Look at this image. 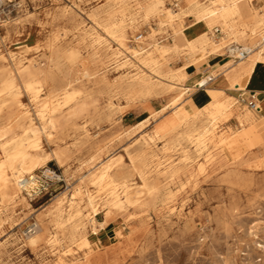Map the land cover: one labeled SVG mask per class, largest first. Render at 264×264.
I'll return each instance as SVG.
<instances>
[{
  "label": "bare ground",
  "instance_id": "bare-ground-1",
  "mask_svg": "<svg viewBox=\"0 0 264 264\" xmlns=\"http://www.w3.org/2000/svg\"><path fill=\"white\" fill-rule=\"evenodd\" d=\"M182 3L184 6L177 3L178 10L170 14L164 7V0H107L104 8L97 9L88 15L90 31H81L76 26L73 27V30L78 31L76 37L79 44H85L86 40L90 39V42L86 44L89 52L85 59L87 62L84 63V60L80 64L81 75L69 80L62 88L51 87V85L55 84V78L62 74L64 69L68 67L70 69L73 65L79 64L80 51L65 50L58 44V34L41 46L34 44L35 46H25V50H22L27 52L32 48H42L44 54L40 63L24 62V56L16 55L12 51L0 55V99L5 97V100L0 102V156L3 155L7 161V163L0 161L1 203L6 202L12 208L17 204L26 206L28 201L22 196L25 192L19 185L22 175H30L49 161H54L56 165L63 167L71 151L69 147H66L67 138L70 137L69 130H72L74 135L71 142L73 148L85 147L90 141L83 126L87 123L85 119L96 118L95 125L100 130L102 125L111 126L114 115L112 101L115 98L123 99L127 104L125 109L118 111L120 114H123L135 102L152 96L169 97L170 100L158 112L145 107L147 116L144 120L163 111L169 112L164 114L151 136L138 141V147L134 151L127 150L124 155L111 157L90 180L92 185L97 187V194L104 193L102 198L100 195H87L86 205L90 208V212L88 211L91 216L90 222L93 223V219L102 210L107 212L100 227L106 229L112 225H118L115 232L118 242L108 250V253L122 254L130 249L134 241L133 234H125L121 224H118L116 220L118 215H124L128 211L167 210L171 199L175 196L169 190L170 185L177 184L182 175L192 176L193 170L191 172L186 168V161L195 160V157L192 158L188 151L184 150L180 161L183 164H174V162L169 163L171 157L166 158L167 152L174 151L183 144H190L194 148L196 157L204 155V160L197 164L196 170L203 172L206 168L218 165L219 169L225 171L223 180L229 183L243 180L244 175L240 172L242 168L264 167V157L256 162H241L246 153L251 150L248 145L255 142L257 138L253 125L255 119L248 106L246 107L242 101L226 92V90H243L245 79L259 67H264V0H182ZM66 11L57 15L56 18H69V21L73 23V18ZM162 15L165 16L167 24H163L160 20L151 21L153 16ZM177 15L191 19V22L186 27H180L173 19ZM151 22H157L161 32H170L179 42H173L164 47L153 44L150 47L149 42L155 37L152 30L144 37L141 34V37L139 36L145 39L143 44L147 43L148 48L139 47L138 50H132L128 45L129 35L134 30L141 29L142 25H150ZM5 25L6 23L4 27ZM214 30L222 34L219 42L213 39ZM6 31L10 33L9 29ZM4 42L2 37L3 45ZM109 43L124 47L126 54L136 60L135 63L137 62L141 69L140 72H131L130 75L127 72L126 76L110 81L108 62H112L113 59L114 64H117L118 55L112 53V59L109 60L111 58L108 57L111 49ZM223 43L234 44L228 50L231 54L233 50L250 51L244 60L228 62L216 72L211 73L214 77L213 82L216 85H223L226 90L222 89L223 92L218 96L209 99L203 90L213 82L207 83V78L198 81L194 87L183 86L187 78V69H191L190 66L204 60L210 65L211 59L220 57L219 52ZM183 55L188 57L189 63L186 62L179 68L171 69L170 62L180 60ZM213 55L214 57H211ZM130 62L124 61L115 65L120 69L130 65ZM182 87L185 92H178L177 89ZM192 89L193 95L185 103L182 102L185 101L184 94ZM44 91L42 96L41 93ZM22 96L30 102H36L40 98L44 100L35 112L39 121L38 127L31 125L29 111H21L23 105L19 100ZM102 100H105V106L99 108L98 103ZM14 106L18 109H14ZM259 108V112L264 114L261 106ZM190 111L192 112L189 113ZM83 119L86 122L77 123L78 120ZM18 130L22 132L18 134ZM96 134L98 135L92 144L93 149L100 151L107 148L112 139L109 140L108 135ZM42 136L46 143L56 145L50 153L40 148ZM158 140L165 142L159 149L156 146ZM104 141L107 142L102 145ZM123 157H128V166L123 164ZM163 158H166L165 162L169 161L165 165L160 161ZM162 165L163 168H161ZM134 176L141 180L140 183L142 182L138 188H133ZM165 180L168 182L164 183ZM183 187L182 184L178 190ZM77 190L67 195L61 194L53 205L49 223L53 225L54 233H48L43 224L34 223L25 233V237L31 246L39 242L53 246L59 241V234L65 235L70 245L75 244L65 252L66 256H82L87 264H94L108 253L105 251L102 255H95L98 242L95 239L96 236L94 237V234L91 235L86 230L81 202L77 203L76 200ZM26 195L32 197L29 192H26ZM97 197L101 198L102 202H97ZM66 199L69 203L64 207ZM177 211H184V202ZM2 221L0 217V223ZM191 226V220L186 219L183 232L190 230ZM92 231H95L93 226ZM58 264L77 263H67L60 258Z\"/></svg>",
  "mask_w": 264,
  "mask_h": 264
},
{
  "label": "rangeland",
  "instance_id": "rangeland-1",
  "mask_svg": "<svg viewBox=\"0 0 264 264\" xmlns=\"http://www.w3.org/2000/svg\"><path fill=\"white\" fill-rule=\"evenodd\" d=\"M106 2L107 0H0V5L5 9L6 23V27L0 31V53H2L0 55H5L7 52L12 51L16 55L24 56V62L36 61L40 63L44 54L42 48H32L27 52L22 50H25V46H41L55 34H58V44L62 45L65 50L78 49L80 51H78L79 64L73 65L70 69L69 67L64 69L63 73L55 78V84L51 85V87L62 88L69 80L81 75L80 69L82 67L80 64L87 59L89 52L86 44L90 42V39H87L85 44H79L76 37L78 31L73 30V27L76 26L81 31H90L91 26L88 21V15L97 9L104 8ZM177 3L184 6L182 0H164V7L171 14V12L178 10ZM63 11L70 14L71 18H73V23L69 21V18H56ZM6 16H9V18ZM173 19H175V24L180 27H186L191 22V19L181 18L179 15ZM158 20L162 21L163 24H167L163 15L151 18V21ZM157 25V22H151L150 25H142L141 29L134 30L129 35L128 45L130 48L132 50H138L139 47L148 48L147 43L143 44L145 40L143 37L148 32H152V30L155 37L149 42L150 47L153 44L164 47L169 46L173 42H179L177 37H173L170 32H161ZM7 29H9L10 33H6ZM213 33V39L219 42L222 39V34L220 31L215 30ZM59 34H63V36H59ZM98 34L102 35V33ZM140 34L143 36L142 38H139ZM2 37H4V45L1 43ZM232 45L223 43L219 52L220 56H231L228 50ZM109 46L111 48L108 53V57H111L109 60L112 59V53H117V64L124 61L132 62H130V65L124 66L125 68L120 69L116 67L117 64H114L113 59L111 60L112 62H108L107 70L110 81L127 74L130 75L131 72H140L141 69L136 64L137 62L135 63L136 60L131 59L126 54L127 51L124 47H120L115 43H109ZM211 57H214V55ZM128 58L130 59L128 60ZM230 60V62L233 61L232 59ZM86 62L85 60L84 63ZM186 62L189 63L188 57L183 55L180 60L170 62V68H179ZM113 65H115L114 68ZM124 69L127 71H124ZM189 71L190 69L188 68L186 71L187 78L183 83L185 87H194L198 81L206 78L202 77L195 85H190L187 82ZM110 72L112 73L111 75L109 74ZM212 84L215 83L213 82ZM177 91L185 92L183 87L177 89ZM44 93L45 91L41 93L42 96ZM192 95L193 89L187 91L183 97L185 101L182 102L188 101ZM3 100H5V97L0 99V102ZM169 100V97L161 98V96H157L156 98V96H152L143 101L135 102L123 114H120L118 111L125 109L127 104L125 100L115 98L112 101L114 104V115L111 126L102 125V130H100L95 125L96 118L85 119L87 123L83 126L85 127V133L90 137V141L83 148H73L71 142L74 139V135L72 130H69L70 137L67 138L66 143L68 144L66 147H69L71 151L69 152L70 157L67 163L63 167H59L54 161H49L41 168L34 170V173H37L40 169L50 168L54 169L58 174L59 180L51 184L48 192L36 197H28L26 193H23L22 196L28 201L26 206L25 204H17L19 206L16 205L12 208L8 203L0 202V217L3 220L0 223V264H58L60 258L67 263L87 264L86 259L82 256H66L65 252L70 247L75 246V244L70 245L65 235L59 234V241L53 246H47L44 242L31 246L25 237V233L32 228L31 226L34 223L43 224L48 233H54V227L49 223L52 207L61 194L67 195L76 189H78L77 193L79 195V197L77 195L76 200L77 203H82H80V207L84 223H86V230L89 234H94L93 236H96L95 239L98 242V246L95 248V255H102L105 251L108 253V250L118 242V239L115 238L118 225H112L106 229L100 227V223L104 221V215L107 212L102 210L93 219V223L90 222V208L86 205L87 195L104 197V193L97 194L98 189L92 185L90 180L111 157L124 155L127 150L134 151L138 147L140 140L142 141V138L145 139V137L148 138L152 135L164 114L169 111H163L154 117L144 120L147 116L145 107L158 112L168 104ZM19 101L24 106L21 107V111H29L31 125L38 127L39 121L35 112H37L44 100L40 98L36 102H30L25 96H22ZM243 105L247 107V101L243 102ZM104 106L105 100L98 103L99 108ZM14 109H18V107L14 106ZM85 120H78L77 123L81 124L86 122ZM20 131L22 132V130H18L17 133L20 134ZM96 133L108 135V139H112L107 148L105 147V149L103 148L100 151L93 149L92 144L98 135ZM41 142L40 148L45 152L50 153L52 149H55L56 145L46 143L43 136ZM106 142L104 141L102 145ZM164 144L165 142L162 140L156 142L158 149ZM180 147H177L180 151L176 148V150H172L173 152L169 151L170 154L167 152L166 158L171 157L170 162H168L180 164L182 155L185 151H188L187 153L192 158L195 157V160L186 161V168L190 169L191 172L192 170L195 172H192L191 177L188 174L182 175L177 184L170 185L169 190L175 196L171 199L167 210L150 212L128 211L124 215H118L116 220L119 225L121 224L123 232L127 235L129 233L133 234V244L124 253L115 255L110 252L94 264H264V167L242 168L240 172L244 175L243 180L229 183L223 180L222 177L225 171L219 169L218 165L206 168L203 172L197 171L196 166L204 160V155L196 157L194 148L190 144H183ZM262 157H264V143L256 149L249 150L241 162H256ZM165 159L160 160L163 165L168 163L165 162ZM0 161L7 163L3 155L0 156ZM122 162L125 166H128V157H123ZM163 165L161 168H163ZM22 176L24 177L26 174ZM140 181L138 177L134 176L133 188H138V185L142 183ZM166 182L168 180H165L164 183ZM182 184L184 185L183 189L178 190ZM87 191L88 193H85ZM101 198L97 197L96 201L102 202ZM183 202L184 211H177ZM68 203L69 201L66 199L64 207L68 206ZM169 208L171 209L169 210ZM186 219L191 220L192 226L190 230L183 232V224ZM92 226L95 231H92Z\"/></svg>",
  "mask_w": 264,
  "mask_h": 264
},
{
  "label": "crops",
  "instance_id": "crops-1",
  "mask_svg": "<svg viewBox=\"0 0 264 264\" xmlns=\"http://www.w3.org/2000/svg\"><path fill=\"white\" fill-rule=\"evenodd\" d=\"M230 61L231 60L227 55H222L218 59H211L209 63L210 65H208L206 61H200L197 65H193L191 67L187 82H189L190 85H195L202 77H211L212 79L208 83H212L214 79L212 76H210V74L212 72H216V70H219L222 66ZM222 89L226 90L223 85L210 84L209 86L205 87L203 91L207 98L212 99L223 92ZM226 92L242 102L248 101L250 95L254 93L259 106H261V108L264 110V67H259L256 72L245 79V88L243 90H226ZM251 112L255 119L253 125L255 126L257 138L256 141L248 145V147L251 149H256L260 144L264 143V114L262 112L253 110Z\"/></svg>",
  "mask_w": 264,
  "mask_h": 264
},
{
  "label": "built area",
  "instance_id": "built-area-1",
  "mask_svg": "<svg viewBox=\"0 0 264 264\" xmlns=\"http://www.w3.org/2000/svg\"><path fill=\"white\" fill-rule=\"evenodd\" d=\"M5 24V9L0 5V31L3 29ZM250 51L247 50H233L229 59L234 62L244 60ZM211 77L207 78V83L211 81ZM247 106L250 110L259 111L258 102L256 100V95L252 93L247 101ZM58 174L54 169L43 168L37 171V173H31L26 175L19 180L20 188L26 193L29 192L31 196H39L43 193L48 192L51 184L54 181H58Z\"/></svg>",
  "mask_w": 264,
  "mask_h": 264
}]
</instances>
